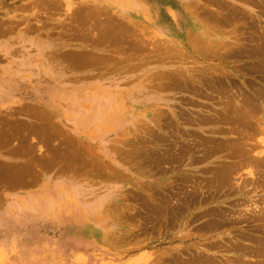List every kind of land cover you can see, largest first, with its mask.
<instances>
[{"label": "rangeland", "instance_id": "obj_1", "mask_svg": "<svg viewBox=\"0 0 264 264\" xmlns=\"http://www.w3.org/2000/svg\"><path fill=\"white\" fill-rule=\"evenodd\" d=\"M107 1L0 0V34L12 8H72L73 34L113 40L101 51L128 79V94L83 100L104 125L56 144L59 181L0 195V244L13 247L0 264H264V0L245 14L173 0L188 37L109 31L122 20Z\"/></svg>", "mask_w": 264, "mask_h": 264}, {"label": "crops", "instance_id": "obj_2", "mask_svg": "<svg viewBox=\"0 0 264 264\" xmlns=\"http://www.w3.org/2000/svg\"><path fill=\"white\" fill-rule=\"evenodd\" d=\"M177 2L184 11L185 0ZM248 3L251 1L233 0V12L248 13ZM104 8L122 20L109 31L121 32L130 26L142 29L145 25L171 36L177 26L189 36V25L185 28L177 23L173 0L161 7L150 0H108ZM67 11L12 8L0 34V195L6 192L10 198L20 199L27 192L59 181L55 167L48 162L56 144L62 138L93 140L94 127L104 125L102 119L95 121L98 101L106 94H128L120 85L128 79L119 72L114 55L101 51L113 45V40L79 39L72 32L76 30L72 8L69 20ZM66 27L69 36L62 33ZM92 97L95 105L83 102ZM14 237L18 239V235ZM12 248L0 244V255L13 253Z\"/></svg>", "mask_w": 264, "mask_h": 264}, {"label": "bare ground", "instance_id": "obj_3", "mask_svg": "<svg viewBox=\"0 0 264 264\" xmlns=\"http://www.w3.org/2000/svg\"><path fill=\"white\" fill-rule=\"evenodd\" d=\"M203 44H205V45H207L206 43H203V41L201 42H199V46H200V48L201 49H204L205 50V46L203 45ZM242 50V49H241ZM259 50V49H258ZM260 51V50H259ZM263 52V51H262ZM261 53V52H260ZM258 91H260V90H258ZM263 91V90H262ZM244 95V94H243ZM262 96L264 95V94H261ZM250 108V107H249ZM240 110V109H239ZM248 111H251V109H248ZM253 111V110H252ZM247 112V111H246ZM254 112H256V111H254ZM249 113V112H248ZM250 114V113H249ZM120 115H123V112H121L120 111V113L118 114V116H116L115 118L117 119H121L122 118V116H120ZM109 118H111V115H109ZM251 127V126H250ZM260 145H261V143H260ZM257 147V146H256ZM255 147V148H256ZM259 147V146H258ZM251 149V148H250ZM253 150V149H252ZM244 151V150H243ZM263 184H264V182H263ZM259 188V187H258ZM258 190V189H257ZM163 205V204H162ZM257 209V208H256ZM153 210V209H152ZM155 212H157V211H155ZM260 215V214H259ZM217 220V219H216ZM257 220V219H256ZM263 221H264V219H262ZM258 221V220H257ZM214 223H218V221L217 222H214ZM264 223V222H263ZM215 225V224H214ZM261 242V241H260ZM262 243V242H261ZM259 244V243H258ZM238 246H240V245H238ZM237 247V246H236ZM239 248V247H238ZM260 250V249H259ZM262 251V250H261ZM258 253V252H257ZM191 257V256H190ZM197 257V256H196ZM193 259V258H192Z\"/></svg>", "mask_w": 264, "mask_h": 264}]
</instances>
